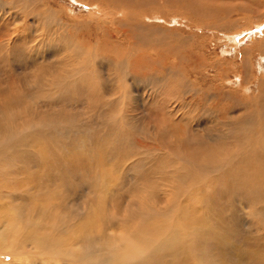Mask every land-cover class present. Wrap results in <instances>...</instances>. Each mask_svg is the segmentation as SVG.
<instances>
[{
	"label": "bare ground",
	"instance_id": "bare-ground-1",
	"mask_svg": "<svg viewBox=\"0 0 264 264\" xmlns=\"http://www.w3.org/2000/svg\"><path fill=\"white\" fill-rule=\"evenodd\" d=\"M45 5L5 0L0 13V264H264L263 69L257 94L250 88L252 51L264 62V36H230L245 99L212 104L213 92L223 93L219 64H205L192 45L183 70L172 62L179 59L152 54L170 43L152 41L147 24L160 15L109 13L106 3L102 26L115 30L94 43L88 31L83 41L69 36L70 25L62 32L63 19ZM132 39L127 54L111 57L108 45ZM156 93L167 96L168 117L188 109L210 116L212 107L236 117L218 121L226 134L212 145L184 143L176 123L158 120L146 144L128 113ZM84 107L109 115L96 128ZM237 204L257 237L242 230Z\"/></svg>",
	"mask_w": 264,
	"mask_h": 264
},
{
	"label": "rangeland",
	"instance_id": "rangeland-1",
	"mask_svg": "<svg viewBox=\"0 0 264 264\" xmlns=\"http://www.w3.org/2000/svg\"><path fill=\"white\" fill-rule=\"evenodd\" d=\"M4 1L5 0H0V13H4ZM42 1L44 5L46 4L45 6H48L57 13L56 15H58L59 19L60 17L63 19L64 23H62V32L67 29V25H70L68 28L70 27L73 31L68 29L70 32L69 36L76 37L80 41H83V37L86 34V31H88L91 35H96L94 37V43L98 40L97 35L101 36L105 30L109 31V33L115 30V27L105 28L102 26L106 16V10H104L103 7L106 3H109V7L111 6L113 9L112 10L110 7L109 13L111 10L115 12L120 11L119 13L124 10V12L127 13L128 10L129 12L147 11L148 13L146 14L160 15L159 17L161 18V21L159 23L151 22L147 24L151 25L152 30L157 34L156 37L152 35V41L156 43L161 39L166 40L168 38L170 39V43L166 46L157 47L156 50L152 52L153 55L157 52V54L169 56L173 60L179 59V62L177 60L172 62L175 64V69L183 70L186 65L181 64L180 60H187L184 57V51L188 50L190 45H192V48H195L198 51L200 50L199 53L204 56L205 64L208 66L211 64L213 65L214 63L219 64L220 71L218 73L224 75L222 79V82H224L223 89L220 91L223 93H221L220 96H216V93L213 92L214 95L209 97L208 102L213 104L215 101H222L225 105V103L230 102V98L232 97H235L238 102L245 99L243 91L237 89L239 87L236 78H239V80L242 81L244 79V74L240 62V55L239 53L236 54L234 52L230 43V36L239 35L244 32L251 33L253 35L258 34L260 37L264 36V0H101L102 2H100V0ZM97 5L98 7H101L102 11L96 9ZM8 13H11L10 4L6 15H8ZM194 15L201 16L200 18L197 17V20H195ZM88 21H93L94 23L92 22V25L89 24L87 30H84L86 27L80 29L79 31L74 29L81 25H74L75 22L83 24V22L85 23ZM64 26L66 28H64ZM132 29L133 35H137L139 33L138 31H135L134 28ZM226 35H229V37L226 38ZM112 36L114 40L118 41L116 35ZM176 37L178 38L175 41ZM166 41L169 42V40ZM132 42H134L133 39L130 40V42H125L119 47L116 46L117 43L108 45V48H110L111 51V57L116 58V55L127 54L130 49L129 43ZM251 62L253 67V77L255 79L252 80V86H250V88L252 87L251 92H254L256 95L258 92V79L261 76V72H263L261 69L264 70V62L261 60L256 50L252 51ZM110 69L112 70L111 66ZM206 69L208 71L203 75L206 77L208 76L209 79H213L217 72L209 67H206ZM233 73H235V75ZM112 75H114L113 70ZM144 75L147 76L148 79L153 77V75L146 72L140 73L138 77L142 79L145 77ZM118 77L120 78V75ZM210 81L213 82L212 80ZM218 83L219 82L216 81V84ZM116 85H118V83H116ZM225 91L230 93L225 95ZM151 96L152 95L149 94L144 97L145 100H143V98L139 99L141 104L140 108L137 110L133 109V113H128V116L132 115L140 120L139 121L137 119L139 123L138 134L140 141L150 145L153 144V136L150 129L153 127L157 128L158 124L155 123L157 120L173 121L176 123L180 135L179 138H181L184 143H193L194 141L201 140L206 144L212 145L216 143L215 141L220 140L223 137V133L226 134V129L225 131H218V121L228 123L230 119L232 120V117H236L235 114H230V116L226 115L227 117H225L224 111H213V107L212 112H210V116L202 111L192 113L191 109H188V111H186L187 113L180 111L172 115V117H168L166 113L170 111V107L169 105H166V102H164L167 96L162 93H156L155 96ZM221 96H224V98ZM152 98H154V101H152ZM142 101L146 107H142ZM113 103H115V101H113ZM82 111L90 114L92 126H95L96 128L98 127L97 122L109 115L108 108H96L95 110L89 112L90 109H88V107H84ZM80 126L85 128L83 123H81ZM162 127V132L168 134L169 130L166 126ZM189 128H192V131ZM221 131L223 133H221ZM168 136L169 135L165 136L166 143L177 149L175 140H173L171 136H169L170 138ZM164 149L165 153L167 150L166 145ZM237 208L240 211V215H243L246 218L244 222L241 221L240 223L242 230L247 231L253 237H257V231L262 233L258 226L248 222V220H250L247 217L249 211L244 210L240 204H237ZM243 223L245 224L244 227Z\"/></svg>",
	"mask_w": 264,
	"mask_h": 264
}]
</instances>
